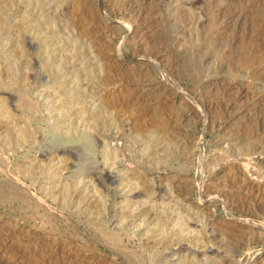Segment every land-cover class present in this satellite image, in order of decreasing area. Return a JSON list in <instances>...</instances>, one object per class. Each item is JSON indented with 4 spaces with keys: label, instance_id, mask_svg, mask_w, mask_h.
Returning <instances> with one entry per match:
<instances>
[{
    "label": "rangeland",
    "instance_id": "374dc122",
    "mask_svg": "<svg viewBox=\"0 0 264 264\" xmlns=\"http://www.w3.org/2000/svg\"><path fill=\"white\" fill-rule=\"evenodd\" d=\"M263 39L264 0H0V264H264Z\"/></svg>",
    "mask_w": 264,
    "mask_h": 264
},
{
    "label": "bare ground",
    "instance_id": "6f19581e",
    "mask_svg": "<svg viewBox=\"0 0 264 264\" xmlns=\"http://www.w3.org/2000/svg\"><path fill=\"white\" fill-rule=\"evenodd\" d=\"M257 8H258V7H257ZM132 10H133V9H132ZM30 13H31V12H30ZM226 16H227V15H226ZM32 17H33V16H32ZM240 17H241V16H240ZM237 20H238V19H237ZM229 24H230V23H229ZM232 24H233V23H232ZM143 30H144V29H143ZM227 38H228V37H227ZM263 40H264V39H263ZM261 41H262V40H261ZM260 45H261V44H260ZM262 46H263V45H262ZM260 47H261V46H260ZM153 49H154V48H153ZM156 52H157V51H156ZM156 54H157V53H156ZM226 55H227V54H226ZM228 58H229V57H228ZM227 61H228V59H227ZM227 63H228V62H227ZM223 65H224V64H223ZM262 69H263V68H262ZM263 70H264V69H263ZM263 72H264V71H263ZM164 93H165V92H164ZM167 96H168V95H167ZM170 96H171V95H170ZM234 98H235V97H234ZM232 99H233V98H232ZM230 100H231V99H230ZM235 100H236V99H235ZM228 101H229V100H228ZM231 101H232V100H231ZM257 101H258V100H257ZM226 104H227V103H226ZM228 104H229V103H228ZM225 106H226V105H225ZM233 106H234V105H233ZM260 107H261V106H260ZM226 108H227V107H226ZM222 109H223V108H222ZM222 109H221V110H222ZM256 109H257V108H256ZM230 110H231V108H227V110H225V113L230 112ZM238 110H239V109H238ZM258 111H259V110H258ZM223 112H224V111H223ZM223 112H222V113H223ZM233 112H234V111H233ZM67 113H68V112L65 111L64 114H67ZM225 113H224V114H225ZM234 113H235V112H234ZM234 113H233V114H234ZM228 114L230 115V114H232V113L230 112V113H228ZM233 114H232V115H233ZM63 116H64V115H63ZM64 117H65V116H64ZM226 117H227V116H226ZM230 118H231V117H230ZM260 121H261V120H260ZM256 122H257V121H256ZM263 128H264V127H263ZM263 128H262V129H263ZM117 132H118V131H117ZM113 139H114V138H113ZM122 145H123V144H122ZM257 146H258V145H257ZM128 147H129V146H128ZM252 147H253V146H252ZM250 149H251V148H250ZM257 151H258V150H257ZM138 152H139V151H138ZM253 152H254V151H253ZM259 152H260V150H259ZM257 155H259V156L257 157V159H262L261 156H260V154H257ZM132 157L134 158V156H132ZM141 161H142V160H141ZM255 161H256V160H255ZM258 162H259V161H258ZM98 163H99V162H98ZM251 167H252V166H251ZM91 179H92V178H91ZM238 180H239V179H238ZM243 180H244V179H243ZM239 181H240V180H239ZM242 182H244V181H242ZM238 191H239V190H238ZM202 222H203V221H202ZM204 224H205V223H204ZM140 225H141V224H140ZM219 244H220V243H219ZM179 245H180V244H179ZM206 247H207V246H206ZM188 249H189V248H188ZM202 250H203V249H202ZM205 250H206V249H205ZM165 251H166V250H165ZM209 251H210V250H209Z\"/></svg>",
    "mask_w": 264,
    "mask_h": 264
}]
</instances>
